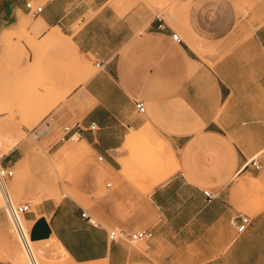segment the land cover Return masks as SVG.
Wrapping results in <instances>:
<instances>
[{"label":"crops","instance_id":"1","mask_svg":"<svg viewBox=\"0 0 264 264\" xmlns=\"http://www.w3.org/2000/svg\"><path fill=\"white\" fill-rule=\"evenodd\" d=\"M18 28L79 60L55 122L85 155L67 194L43 179L24 215L38 256L48 246L75 264H264V168H243L254 156L264 166V0H0V40ZM144 230L150 239L128 240Z\"/></svg>","mask_w":264,"mask_h":264},{"label":"rangeland","instance_id":"2","mask_svg":"<svg viewBox=\"0 0 264 264\" xmlns=\"http://www.w3.org/2000/svg\"><path fill=\"white\" fill-rule=\"evenodd\" d=\"M169 13L173 15L174 11ZM175 19L179 21L180 17ZM0 47V153L5 158L15 147L21 152V160L11 168L13 175L6 188L14 204L34 206L43 179L52 196L67 194L69 169L73 170L85 155L84 150H76L77 135L69 140L55 122L59 105L66 103L67 95L80 80L79 60L64 42L48 44L39 32L29 29L3 33ZM42 129L50 131L47 138H41ZM57 141L48 149V144ZM43 159L49 163L47 166ZM3 195H0V260L31 264L14 231ZM21 223L28 230L23 217ZM28 241L34 264H71L53 247L48 250L46 246L47 252L38 256Z\"/></svg>","mask_w":264,"mask_h":264},{"label":"built area","instance_id":"3","mask_svg":"<svg viewBox=\"0 0 264 264\" xmlns=\"http://www.w3.org/2000/svg\"><path fill=\"white\" fill-rule=\"evenodd\" d=\"M27 7L30 10V5L27 4ZM40 11V8H33L30 10V12L32 14H36ZM172 40L175 42H180V38L178 36V34L173 33L171 36ZM136 109L138 110V112L143 113L145 110L144 104L142 102H137L136 103ZM90 130L94 129V125H90L89 126ZM63 132L65 134V136H67V138L73 139L75 137L74 133L70 134L71 129L68 127H64ZM3 155L0 153V186H3L5 188L4 193V197H5V203H6V208L7 211L9 213V216L12 220V224H13V228L15 233L17 234L23 248H27L28 247V239H29V235H28V230L25 229L21 223V218H24V215L26 213H28L30 211L29 209V205L25 204V203H20V204H14L9 196V193L7 191L6 188V182L12 177L13 172L12 170L3 165L2 161H3ZM252 168L253 170L259 171L262 168H264V166H262V164L259 162L258 158L256 156L251 157L249 160H247L244 164H243V168ZM207 202L211 201L214 198V195L210 194L208 191H204L203 192ZM249 223V219L247 216H243L240 219V223L237 225V230L238 232H242L247 224ZM124 234H122L121 232H115V231H111L108 234V237L110 240H116L118 238L123 237ZM152 237V232L150 230H144V231H137L134 232L132 234H130L127 238L130 242L132 243H136V242H142V241H146L148 239H150ZM29 255L32 257V253L29 251ZM33 258V257H32Z\"/></svg>","mask_w":264,"mask_h":264},{"label":"bare ground","instance_id":"4","mask_svg":"<svg viewBox=\"0 0 264 264\" xmlns=\"http://www.w3.org/2000/svg\"><path fill=\"white\" fill-rule=\"evenodd\" d=\"M23 24V23H22ZM26 25V23L24 24V26ZM56 37H61V34L59 33V31L58 30H55V31H52V33L49 35V36H47V38L49 39V40H53V39H55ZM0 143H1V140H0ZM14 144V143H13ZM1 147V146H0ZM12 147V146H11ZM8 149V148H7ZM77 151H79V152H81L82 150H83V143H81L78 147H77V149H76ZM94 154V153H93ZM0 189H1V191H5V188L3 187V186H0ZM0 191V195H3V194H1L2 192ZM4 196V195H3ZM3 196H2V198H3ZM3 199H5V197L3 198ZM28 247H29V245H28ZM24 250H25V252H26V254H27V256H28V258L30 259V262H33V263H31V264H34V262L36 261L34 258H32L33 257V255H32V257L29 255V251L31 252V250H30V248L29 249H27L26 247L24 248ZM32 253V252H31ZM35 260V261H34ZM69 260V262H71V264L73 263V264H75L72 260H70V259H68ZM30 264V263H29ZM36 264H37V262H36ZM95 264H102L101 262H99V263H95Z\"/></svg>","mask_w":264,"mask_h":264}]
</instances>
